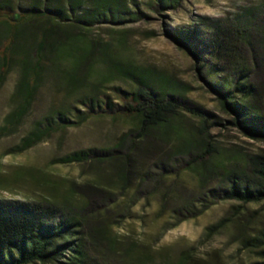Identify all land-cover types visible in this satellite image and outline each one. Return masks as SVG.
I'll return each instance as SVG.
<instances>
[{"label":"rangeland","instance_id":"374dc122","mask_svg":"<svg viewBox=\"0 0 264 264\" xmlns=\"http://www.w3.org/2000/svg\"><path fill=\"white\" fill-rule=\"evenodd\" d=\"M103 1L116 19L105 8L93 25L70 14L14 30L0 88V198L62 207L80 220L88 257L99 264H264V201L223 199L228 173L264 155V141L234 126L213 90L243 68L264 78V0ZM36 2L0 0L14 11ZM246 21L244 40L220 52L205 47V32ZM9 27L0 21V47ZM194 27L203 33L178 41ZM49 30L52 44L43 47ZM140 83L177 102L146 136L137 116L116 113L120 96ZM92 101L101 113L90 117Z\"/></svg>","mask_w":264,"mask_h":264},{"label":"trees","instance_id":"16d2710c","mask_svg":"<svg viewBox=\"0 0 264 264\" xmlns=\"http://www.w3.org/2000/svg\"><path fill=\"white\" fill-rule=\"evenodd\" d=\"M63 1V0H60ZM59 0L51 6L52 0H37L35 5L14 11L8 5L0 4V21L9 24L8 35L3 46L0 47L2 59L0 67V88L11 65V47L14 41V30L19 24H29L36 20L50 16L55 21L72 20L85 25L102 22L105 8L112 13L113 20L116 12L103 0L97 1V9L86 12L84 8L89 0ZM161 7L166 0H156ZM83 11V12H82ZM83 14L77 19V15ZM249 23L239 22L235 26H216L210 32H205L203 43L206 48L220 52L228 47L231 41L238 38L244 40ZM42 37L41 46L52 44V30ZM203 32L199 28H188L180 31V39L185 36L197 37ZM182 37V38H181ZM230 41V42H229ZM199 55V51H194ZM41 60L37 59L33 70L38 71ZM32 70V71H33ZM29 92L20 109L24 114L31 103L34 80H28ZM218 94L220 105L224 112L233 116L232 124L240 129L247 137L253 140L264 141V78L254 81L252 74L240 69L226 88L223 82L213 85ZM124 105L116 110L128 116L139 118L140 134L147 133L168 121L170 112L176 108L174 98L165 100L159 98L153 89L139 84L138 90L121 96ZM88 115H99L100 108L95 109L94 103H85ZM110 109L109 103L106 105ZM131 152L128 151L121 158L129 160ZM208 151L199 156L200 160L207 159ZM105 158H116L117 154H106ZM228 187L224 190L223 199L236 200L243 203H260L264 201V155L251 156L244 168L228 173L226 177ZM80 220L62 207L41 202H28L0 198V264H99L91 261L82 243V230ZM65 260V261H64Z\"/></svg>","mask_w":264,"mask_h":264}]
</instances>
